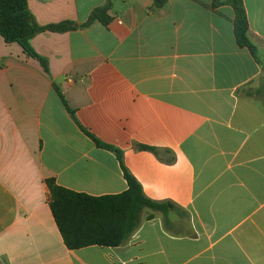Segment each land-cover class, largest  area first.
Listing matches in <instances>:
<instances>
[{
    "label": "crops",
    "instance_id": "crops-1",
    "mask_svg": "<svg viewBox=\"0 0 264 264\" xmlns=\"http://www.w3.org/2000/svg\"><path fill=\"white\" fill-rule=\"evenodd\" d=\"M154 1L112 0L109 26L80 28L108 0H28L39 26H78L30 41L48 72L0 36V264H264V0H243L258 61L231 6ZM122 164L169 213L69 250L46 181L117 196Z\"/></svg>",
    "mask_w": 264,
    "mask_h": 264
},
{
    "label": "trees",
    "instance_id": "trees-1",
    "mask_svg": "<svg viewBox=\"0 0 264 264\" xmlns=\"http://www.w3.org/2000/svg\"><path fill=\"white\" fill-rule=\"evenodd\" d=\"M111 1L106 6L96 9L89 21L80 26L87 28L99 21L109 26L111 17ZM213 7L228 5L235 12V35L238 46L250 51L258 61V49L249 39V23L243 0H212ZM168 0H155L154 8L163 9ZM78 28L71 23H62L47 27L39 26L28 9V0H0V36L7 44L18 43L26 53L38 60L48 72V63L31 48L30 41L44 32L65 33ZM66 105L65 99L61 98ZM94 142L101 148L114 152L122 163L121 152L114 147L102 144L94 137ZM142 150H150L158 155V151L141 146ZM124 177L128 190L117 196L91 197L85 194L64 189L54 180H47L50 193V208L58 226L64 244L71 251L98 246L117 248L128 243L141 225V214L145 209L169 213L167 203H156L148 199L141 184L125 168Z\"/></svg>",
    "mask_w": 264,
    "mask_h": 264
}]
</instances>
